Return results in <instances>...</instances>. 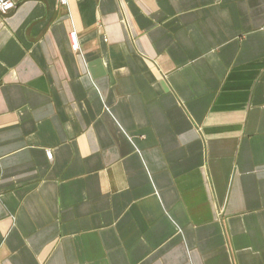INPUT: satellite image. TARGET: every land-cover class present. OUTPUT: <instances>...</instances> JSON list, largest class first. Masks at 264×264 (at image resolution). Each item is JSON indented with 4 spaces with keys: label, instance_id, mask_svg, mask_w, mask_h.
<instances>
[{
    "label": "crops",
    "instance_id": "1",
    "mask_svg": "<svg viewBox=\"0 0 264 264\" xmlns=\"http://www.w3.org/2000/svg\"><path fill=\"white\" fill-rule=\"evenodd\" d=\"M12 1L0 264H264V0Z\"/></svg>",
    "mask_w": 264,
    "mask_h": 264
},
{
    "label": "built area",
    "instance_id": "2",
    "mask_svg": "<svg viewBox=\"0 0 264 264\" xmlns=\"http://www.w3.org/2000/svg\"><path fill=\"white\" fill-rule=\"evenodd\" d=\"M59 4L61 6L67 7L68 5V0H59ZM15 8V4L12 0H0V15L5 16L8 13L12 12ZM70 39V44L72 47V50L74 52H79L80 51V44H79V39L76 31H73L69 35ZM106 41V40H105ZM47 156L49 159H51V154L50 152H47Z\"/></svg>",
    "mask_w": 264,
    "mask_h": 264
}]
</instances>
